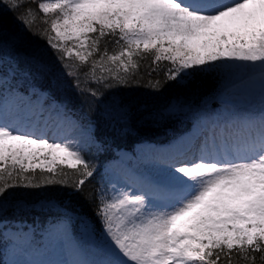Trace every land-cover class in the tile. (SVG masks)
Returning a JSON list of instances; mask_svg holds the SVG:
<instances>
[{"label":"snow or ice","instance_id":"6c2138e0","mask_svg":"<svg viewBox=\"0 0 264 264\" xmlns=\"http://www.w3.org/2000/svg\"><path fill=\"white\" fill-rule=\"evenodd\" d=\"M2 2L23 32L7 28L0 13V215L13 190L58 186L70 199L37 207L62 213L47 222L51 231L80 222L94 258L74 264H264V0ZM25 34L43 44L28 46ZM257 64L262 107L249 119L259 128L241 135L233 121L214 122L157 153L158 172L140 174L135 186L94 182L85 146L42 119L66 108L54 94L69 86L113 127L126 128L136 113L164 119L188 107L178 96L161 103L165 87ZM139 87L149 99L120 92ZM21 89L23 107L10 103ZM81 197L99 229L70 209Z\"/></svg>","mask_w":264,"mask_h":264},{"label":"rangeland","instance_id":"374dc122","mask_svg":"<svg viewBox=\"0 0 264 264\" xmlns=\"http://www.w3.org/2000/svg\"><path fill=\"white\" fill-rule=\"evenodd\" d=\"M220 76L221 86L217 92L196 104L183 103L188 107L182 105L173 117L194 122L200 116L199 120L203 125L201 131L205 133L211 130L214 122L223 124L226 121H233L235 122L234 130L244 135L245 129H254L260 124L258 119H249L259 116L262 107L259 65L257 64L255 70L248 73L244 67H240L238 71L234 68L231 75L221 74ZM27 96L28 94H23L20 99L10 103L23 107L28 102ZM212 102L219 103L223 107L217 105L213 110ZM47 103L50 102H46V108ZM42 119L59 123L67 133L85 147L93 144L89 129L82 128L69 117L60 118L57 110L45 111ZM197 130L194 124L175 142L162 145L160 148L154 143L144 142L131 152L118 150L116 157L108 162L109 165L106 166L101 183H111L117 187L125 184L135 186V181L140 174L154 175L158 172L161 165L154 158L157 153H164L170 148L178 147L183 142L191 140L196 136ZM4 222L6 227H0V238L4 242L3 264H39V262L74 264L77 261L94 258L92 241L84 234L80 224L74 225V221H68L65 228L58 231L49 230L47 223Z\"/></svg>","mask_w":264,"mask_h":264},{"label":"trees","instance_id":"16d2710c","mask_svg":"<svg viewBox=\"0 0 264 264\" xmlns=\"http://www.w3.org/2000/svg\"><path fill=\"white\" fill-rule=\"evenodd\" d=\"M0 13H2L3 23L7 28L20 31L21 33L23 32L22 26L17 24L12 13L6 11V5L3 4L2 0H0ZM25 37L28 46L43 44V41L36 40L26 34ZM147 63L148 61L143 62V64ZM142 74V70L137 73L138 76ZM220 75L221 73H217L197 78L189 87L184 89L165 87L160 93L158 99L162 103L169 97L178 96L184 104L199 103L204 100V98L210 97L214 92L218 91L221 86L219 83ZM151 79L153 78L144 76L142 82H147ZM68 83L70 85L71 81ZM21 91L24 94H28L24 89H21ZM120 92L123 96L130 99L142 100L150 98V94L144 87L121 88ZM54 95L58 102L66 104V108L63 110L58 108L61 115H69L83 128H89L93 144L85 147L84 154L90 161L95 163L98 173L94 178V182L100 184H102L101 182L103 181L105 174L104 170L106 165H108V161L116 157L115 152L118 151V149L132 151L144 142L162 145V143L172 141L175 137L183 134V132L190 130L194 124L196 127H200V116H198L199 118L197 120L192 122L185 118L178 119L173 116L153 120L146 118L140 113L134 115L126 128L121 125L113 127L103 118L99 106L93 108L85 103L70 86L66 87L62 92H57ZM217 105L216 102H212L211 108L214 110ZM90 124L94 125V130L90 127ZM37 172H39V170H37ZM26 175H28V173H26ZM44 199H56L63 204V201L70 199V197L66 189H62L58 186L39 191L18 188L13 190L8 197V203L3 207V213L0 215V220L8 222L26 220L45 224L50 219L62 215L61 212L56 210L37 207L40 201ZM71 199L72 204L70 205V209L86 216L89 221L99 229V223L92 212V206L82 197ZM71 221H74L73 223L75 226L80 224L78 220H69V222ZM3 248L4 243L0 241V264L2 259L1 251H3ZM257 264H259V261Z\"/></svg>","mask_w":264,"mask_h":264}]
</instances>
